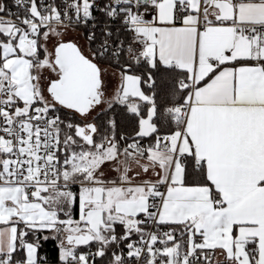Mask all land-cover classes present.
<instances>
[{
  "label": "snow or ice",
  "instance_id": "6c2138e0",
  "mask_svg": "<svg viewBox=\"0 0 264 264\" xmlns=\"http://www.w3.org/2000/svg\"><path fill=\"white\" fill-rule=\"evenodd\" d=\"M0 264H264V0H0Z\"/></svg>",
  "mask_w": 264,
  "mask_h": 264
}]
</instances>
